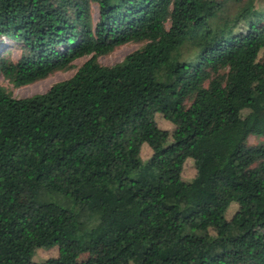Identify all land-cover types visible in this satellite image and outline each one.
I'll return each instance as SVG.
<instances>
[{
  "label": "trees",
  "instance_id": "16d2710c",
  "mask_svg": "<svg viewBox=\"0 0 264 264\" xmlns=\"http://www.w3.org/2000/svg\"><path fill=\"white\" fill-rule=\"evenodd\" d=\"M72 68L0 84V264H264V0H0L3 77Z\"/></svg>",
  "mask_w": 264,
  "mask_h": 264
},
{
  "label": "rangeland",
  "instance_id": "374dc122",
  "mask_svg": "<svg viewBox=\"0 0 264 264\" xmlns=\"http://www.w3.org/2000/svg\"><path fill=\"white\" fill-rule=\"evenodd\" d=\"M92 15L94 18L97 17V8L96 5H93L92 7ZM142 45L141 42H135V41H129L123 44H120L116 46L112 51H110L107 54L100 55L98 57L99 61L103 64H113L117 61H120L128 52L140 47ZM5 48L6 50H9L11 53V57H14L17 55V49L16 46L13 43L6 44ZM4 48V49H5ZM84 57L77 58L75 60L76 64H80L82 61L85 60ZM75 71V68L67 69V70H56L52 73L48 74L47 76L40 78L34 82L24 84L21 86H14L12 83H10L3 75L0 73V84H2L5 87H8V89L12 92L14 96H26L37 92H43L47 90L52 83L58 80H62L64 78H67L71 76ZM157 124L162 128H168L172 129L173 125L171 122L165 120L161 115H157ZM259 142L264 143V136L262 135H256V134H250L247 138L248 144H256ZM151 153V148L143 144L141 148V155L142 159L145 160L149 154ZM194 173V168L191 160H187L184 164L183 168V176L190 177ZM58 245L54 244L50 247H40L35 250V252L32 254V260H44L48 258L49 256H55L58 254ZM105 257V247L101 245L96 250L86 251L82 253L79 256L80 260H87L88 258H103Z\"/></svg>",
  "mask_w": 264,
  "mask_h": 264
}]
</instances>
